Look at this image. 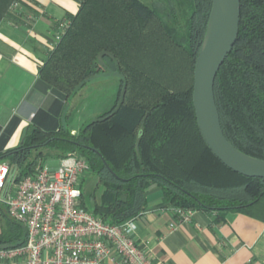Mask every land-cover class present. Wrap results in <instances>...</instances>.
<instances>
[{"label": "trees", "instance_id": "16d2710c", "mask_svg": "<svg viewBox=\"0 0 264 264\" xmlns=\"http://www.w3.org/2000/svg\"><path fill=\"white\" fill-rule=\"evenodd\" d=\"M26 1L0 0V23ZM77 1L78 12L39 68L40 82L69 100L95 76L117 73L116 101L78 133L63 125L28 130L19 146L0 152L13 180L76 151L90 163L87 176L97 177L93 205L84 182L82 203L106 222L141 215L153 184L165 207L244 211L264 221V182L221 161L196 117L195 65L213 0ZM214 89L227 138L264 159V0H241L238 39ZM27 238L26 226L5 211L0 247H19Z\"/></svg>", "mask_w": 264, "mask_h": 264}, {"label": "crops", "instance_id": "0c3cea01", "mask_svg": "<svg viewBox=\"0 0 264 264\" xmlns=\"http://www.w3.org/2000/svg\"><path fill=\"white\" fill-rule=\"evenodd\" d=\"M78 10L77 0H27L0 23V152L19 146L34 126L68 128L69 100L40 82L39 68L54 45L59 23ZM148 202L136 238L153 261L264 264V221L252 214L194 209L192 217L182 221L173 207L163 205L157 184L150 186ZM25 258L13 254L0 264H25Z\"/></svg>", "mask_w": 264, "mask_h": 264}, {"label": "built area", "instance_id": "2783aa9c", "mask_svg": "<svg viewBox=\"0 0 264 264\" xmlns=\"http://www.w3.org/2000/svg\"><path fill=\"white\" fill-rule=\"evenodd\" d=\"M67 26L68 21L59 23L53 47ZM59 159L56 169L45 163L34 174L13 180L6 196L11 167L0 161V206L28 231L24 245L0 247V260L25 254V264H159L137 242L141 215L123 223L104 221L82 203V183L91 170L88 160L76 151ZM172 209L182 221L194 212Z\"/></svg>", "mask_w": 264, "mask_h": 264}, {"label": "water", "instance_id": "95a60500", "mask_svg": "<svg viewBox=\"0 0 264 264\" xmlns=\"http://www.w3.org/2000/svg\"><path fill=\"white\" fill-rule=\"evenodd\" d=\"M240 21L241 0H213L207 33L195 65L193 101L198 125L214 154L234 171L259 177L264 182V159L239 150L227 138L215 97L216 76L237 42ZM12 182L13 174L8 177L4 196Z\"/></svg>", "mask_w": 264, "mask_h": 264}, {"label": "rangeland", "instance_id": "374dc122", "mask_svg": "<svg viewBox=\"0 0 264 264\" xmlns=\"http://www.w3.org/2000/svg\"><path fill=\"white\" fill-rule=\"evenodd\" d=\"M151 1V0H147ZM120 88V76L117 73H102L92 78L83 88L69 99V124L70 130H80L82 124H86L104 111L110 109L117 98ZM50 168L56 169L60 165L58 157H49L46 162ZM85 201L89 206L93 205V192L96 188L97 177L87 176L83 181ZM101 187L97 188V196Z\"/></svg>", "mask_w": 264, "mask_h": 264}]
</instances>
